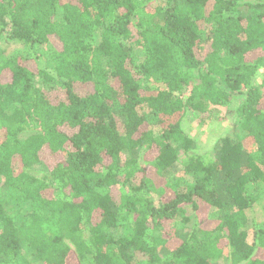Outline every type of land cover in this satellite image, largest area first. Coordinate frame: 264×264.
Segmentation results:
<instances>
[{
    "label": "trees",
    "instance_id": "16d2710c",
    "mask_svg": "<svg viewBox=\"0 0 264 264\" xmlns=\"http://www.w3.org/2000/svg\"><path fill=\"white\" fill-rule=\"evenodd\" d=\"M1 42L0 264H264V0H0Z\"/></svg>",
    "mask_w": 264,
    "mask_h": 264
},
{
    "label": "rangeland",
    "instance_id": "374dc122",
    "mask_svg": "<svg viewBox=\"0 0 264 264\" xmlns=\"http://www.w3.org/2000/svg\"><path fill=\"white\" fill-rule=\"evenodd\" d=\"M0 45L5 47L6 54L10 53V51L18 46L11 42H1ZM140 53L141 50H134V55L137 58ZM220 116L223 117L221 121L211 120L205 124H200L193 116L189 114L186 115L182 125L188 136L194 139L197 152H213L217 140L225 135V130H229V132L232 130V116L226 114L225 108H222V114ZM253 213L255 215V219L264 225V198L257 206L254 207ZM192 224L193 220L190 221L189 226L191 227Z\"/></svg>",
    "mask_w": 264,
    "mask_h": 264
}]
</instances>
